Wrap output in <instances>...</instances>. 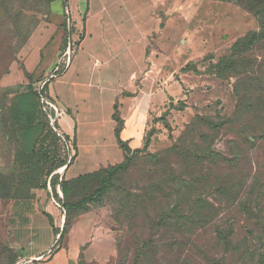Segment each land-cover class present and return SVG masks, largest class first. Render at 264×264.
I'll return each instance as SVG.
<instances>
[{
  "label": "rangeland",
  "instance_id": "374dc122",
  "mask_svg": "<svg viewBox=\"0 0 264 264\" xmlns=\"http://www.w3.org/2000/svg\"><path fill=\"white\" fill-rule=\"evenodd\" d=\"M125 7L142 13L149 46L156 43L160 49H149L148 57L157 58L164 70L152 100L148 152L171 147L198 115L213 124L224 122L219 128L203 127L208 134L203 149L211 155L193 168L195 178L203 177L205 223L196 221L191 232L174 234L175 248L157 258V264H264V42H251L234 55L242 61L226 69L224 78L214 68L232 55L239 38L259 30L258 17L236 0H0V264H13L30 247H42L47 238L42 234H49L47 227L40 231L42 237L18 246L9 216L13 200L33 196L53 201L57 190L63 197V178L81 171L76 163L64 169L77 149L59 130L44 86L74 58L78 38L71 32L79 28L82 35L87 12ZM152 69L148 85L154 81ZM106 131L116 145L113 126ZM135 162L120 181L130 190L143 179L146 165L144 159ZM105 175L103 169L67 185L76 191L72 199L98 189ZM198 193L194 190V202ZM113 200V193L96 198L89 211H97V217H85L79 228L82 238L93 235L96 219L104 227L100 234L113 228L116 253L111 241L98 240L80 264H118L125 235L121 224L127 221H116ZM62 208L60 246L75 236L68 235L73 226L64 223ZM127 255V264L139 262L132 252Z\"/></svg>",
  "mask_w": 264,
  "mask_h": 264
},
{
  "label": "crops",
  "instance_id": "0c3cea01",
  "mask_svg": "<svg viewBox=\"0 0 264 264\" xmlns=\"http://www.w3.org/2000/svg\"><path fill=\"white\" fill-rule=\"evenodd\" d=\"M80 14L77 12L74 17ZM141 14L127 7L119 11L87 12V27L82 35L78 33L79 28L76 33L71 32L72 38H78L74 58L60 76L48 80V96L58 109L55 121L61 133L70 138L68 142H73L77 149L67 169L76 163L81 171L74 176L68 175L69 178L124 161L125 151L118 142L115 133L117 123L112 117L116 112L115 106L123 121L120 138L132 150L145 144L151 113L155 109L152 100L159 93L164 70L163 64L161 67L158 65L157 58L148 57L149 49L154 52L160 49L156 43L149 46V33L142 24ZM150 67L156 68V72L154 81L148 85ZM112 126L116 145L107 136L106 128L112 129ZM52 199L48 201V197H36L11 203L9 216L13 238L18 246L39 238L40 231L47 227L49 233L42 234L47 236L42 247H30L25 254L19 255V262L80 264L84 259L82 255L85 253L88 257L93 246H98V240L100 243L111 241L113 255L116 253L117 234L113 228L112 232L100 234L104 232V227L98 226L99 219L93 224V235L82 238L80 221L91 215L97 217V211L74 214L71 220L73 227L68 233L69 237L75 235L74 238L72 241L68 238L62 246L58 245L59 235L54 227H58L61 204L54 197ZM62 209L65 211V223L67 211L64 207ZM48 215L53 218V223ZM78 235L81 239L77 238ZM81 241L84 245H75Z\"/></svg>",
  "mask_w": 264,
  "mask_h": 264
},
{
  "label": "trees",
  "instance_id": "16d2710c",
  "mask_svg": "<svg viewBox=\"0 0 264 264\" xmlns=\"http://www.w3.org/2000/svg\"><path fill=\"white\" fill-rule=\"evenodd\" d=\"M236 1L255 14L260 21V25L259 30L249 32L238 39L229 58L214 64V68L218 71L216 74L222 78H224L223 73L226 69H232L237 61H242L241 58L234 59V55L240 50L244 49L242 51L244 52L248 49L247 46L251 42H264V0ZM183 69H187V67ZM49 82L45 84V90L48 89ZM46 97L50 99L48 93ZM115 107L116 112L112 117L117 123L115 133L118 142L125 151L124 161L101 167L97 171L76 178H63V197L58 190L57 193L53 194V197L67 211L65 224L71 226L74 214L90 210L96 198L113 193L112 205L115 219L118 222L121 219L127 221L126 225L121 224V229H124L125 235L119 241L118 264H127L126 259L129 252L135 254V257L139 260L135 264H157V258H162V254L171 252L175 248L174 234L191 232L196 221L202 224L205 223L204 218L207 207L203 194V177L195 178L193 168L197 165H203L211 155L210 150L209 154L208 149H203L202 143H205L208 137V134L203 131V127L214 125L219 128L224 125V122L222 125L213 124L212 119L198 115L186 126L181 137L171 147L161 152H148L150 141L148 135H146L144 146L132 150L120 138L123 121L118 107ZM64 137L67 141H70L68 136L64 135ZM140 159H144L146 163L143 179L136 183L134 189L131 188L132 190H130L127 184H121L120 181L124 175L129 173L132 167H135V161ZM65 162H67V157ZM103 169L106 170V175L98 189L92 193L84 194L80 199H72L76 196V191L68 190L67 185L79 179L92 177ZM194 190H200V193H198L199 198L195 202L193 201ZM32 198L34 197H16L13 202ZM196 203L199 205L196 206ZM49 218L53 223V218L51 216ZM54 230L59 234V227H54ZM14 263H19V256L13 260Z\"/></svg>",
  "mask_w": 264,
  "mask_h": 264
},
{
  "label": "built area",
  "instance_id": "2783aa9c",
  "mask_svg": "<svg viewBox=\"0 0 264 264\" xmlns=\"http://www.w3.org/2000/svg\"><path fill=\"white\" fill-rule=\"evenodd\" d=\"M55 107V110L58 112V109H57V107L56 106H54ZM18 264H21V262H19Z\"/></svg>",
  "mask_w": 264,
  "mask_h": 264
},
{
  "label": "water",
  "instance_id": "95a60500",
  "mask_svg": "<svg viewBox=\"0 0 264 264\" xmlns=\"http://www.w3.org/2000/svg\"><path fill=\"white\" fill-rule=\"evenodd\" d=\"M68 165H69V164H68ZM68 165H67V166H65V168H64V169H67ZM21 264H23V262H22Z\"/></svg>",
  "mask_w": 264,
  "mask_h": 264
}]
</instances>
